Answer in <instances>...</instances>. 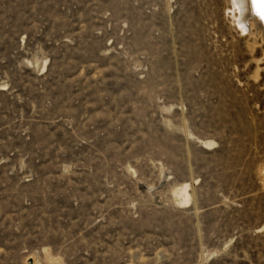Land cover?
Listing matches in <instances>:
<instances>
[{
  "label": "rangeland",
  "instance_id": "1",
  "mask_svg": "<svg viewBox=\"0 0 264 264\" xmlns=\"http://www.w3.org/2000/svg\"><path fill=\"white\" fill-rule=\"evenodd\" d=\"M233 7L0 0V264H264V40Z\"/></svg>",
  "mask_w": 264,
  "mask_h": 264
},
{
  "label": "bare ground",
  "instance_id": "2",
  "mask_svg": "<svg viewBox=\"0 0 264 264\" xmlns=\"http://www.w3.org/2000/svg\"><path fill=\"white\" fill-rule=\"evenodd\" d=\"M259 3L260 0H233V4L235 6L233 8H236V12L238 13V15L236 16L237 25L239 27H243L244 30L252 31V34L254 36H259L261 40H264V18H262V16L259 14ZM188 189L189 186L187 185V183H185L181 187L173 190V193L177 196L178 202L180 204L186 205L190 201V194Z\"/></svg>",
  "mask_w": 264,
  "mask_h": 264
},
{
  "label": "snow or ice",
  "instance_id": "3",
  "mask_svg": "<svg viewBox=\"0 0 264 264\" xmlns=\"http://www.w3.org/2000/svg\"><path fill=\"white\" fill-rule=\"evenodd\" d=\"M258 10L259 14L264 18V0H260V3L258 4Z\"/></svg>",
  "mask_w": 264,
  "mask_h": 264
}]
</instances>
